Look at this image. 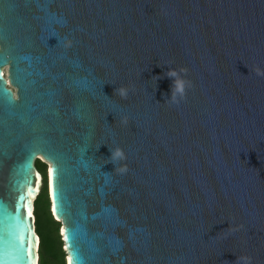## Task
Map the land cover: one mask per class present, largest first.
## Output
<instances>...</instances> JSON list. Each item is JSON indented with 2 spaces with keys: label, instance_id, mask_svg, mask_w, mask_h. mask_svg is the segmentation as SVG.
<instances>
[{
  "label": "water",
  "instance_id": "water-1",
  "mask_svg": "<svg viewBox=\"0 0 264 264\" xmlns=\"http://www.w3.org/2000/svg\"><path fill=\"white\" fill-rule=\"evenodd\" d=\"M255 66L264 0H0V264H39L41 159L67 264H264Z\"/></svg>",
  "mask_w": 264,
  "mask_h": 264
},
{
  "label": "trees",
  "instance_id": "trees-1",
  "mask_svg": "<svg viewBox=\"0 0 264 264\" xmlns=\"http://www.w3.org/2000/svg\"><path fill=\"white\" fill-rule=\"evenodd\" d=\"M35 166L46 175V164L36 160ZM36 232L40 237L39 264H67V254L63 250L64 242L59 234L60 222L54 219L51 211V203L45 187L35 201Z\"/></svg>",
  "mask_w": 264,
  "mask_h": 264
},
{
  "label": "clouds",
  "instance_id": "clouds-1",
  "mask_svg": "<svg viewBox=\"0 0 264 264\" xmlns=\"http://www.w3.org/2000/svg\"><path fill=\"white\" fill-rule=\"evenodd\" d=\"M66 48L72 47V41L67 40L65 43ZM174 63V61L169 64ZM257 76L264 77V68L260 66H255L251 69ZM167 77L172 79V89H171V98L166 100V104L180 106L182 102L187 101L188 91L192 89L193 84L190 79H188V69L186 67L171 68L166 73ZM134 86H121L115 90V95L120 97L123 100H127L130 92H134ZM121 123L126 124L127 119L124 118L121 120ZM111 156L106 163H112L115 166V173L125 174L127 173L128 164H127V154L124 149L116 146L110 149ZM232 227V226H231ZM231 227L229 229H231ZM235 264H253L252 258L247 255H240L237 257Z\"/></svg>",
  "mask_w": 264,
  "mask_h": 264
},
{
  "label": "snow or ice",
  "instance_id": "snow-or-ice-1",
  "mask_svg": "<svg viewBox=\"0 0 264 264\" xmlns=\"http://www.w3.org/2000/svg\"><path fill=\"white\" fill-rule=\"evenodd\" d=\"M6 91V90H5ZM59 170L57 169V172H58ZM38 179H39V177L37 176V182H38ZM37 185H38V183H37ZM35 191H38V186L35 188ZM28 195L29 196H32L33 195V191L30 189V191L28 192ZM25 206H27V205H25ZM54 211H55V209H54ZM32 216V212L29 210V211H27V217H31ZM66 239H69V237H66ZM33 248H34V244L32 243V241H31V239H29V241H28V248L26 249V255L29 257V258H31V256L33 255V253H34V251H33ZM73 258L76 260V262H77V258H78V255H75L74 253H73ZM69 264H72V258H70V261H69Z\"/></svg>",
  "mask_w": 264,
  "mask_h": 264
},
{
  "label": "rangeland",
  "instance_id": "rangeland-1",
  "mask_svg": "<svg viewBox=\"0 0 264 264\" xmlns=\"http://www.w3.org/2000/svg\"><path fill=\"white\" fill-rule=\"evenodd\" d=\"M40 159H41V158H40ZM41 162L44 163V160L41 159ZM46 169H47V168H46ZM61 229H62V224H60V226H59V234H60V236H61ZM61 240L63 241L62 236H61ZM63 250H64V247H63ZM64 251H65V250H64ZM66 263H67V257H66Z\"/></svg>",
  "mask_w": 264,
  "mask_h": 264
},
{
  "label": "flooded vegetation",
  "instance_id": "flooded-vegetation-1",
  "mask_svg": "<svg viewBox=\"0 0 264 264\" xmlns=\"http://www.w3.org/2000/svg\"><path fill=\"white\" fill-rule=\"evenodd\" d=\"M45 179H46V175H45Z\"/></svg>",
  "mask_w": 264,
  "mask_h": 264
}]
</instances>
